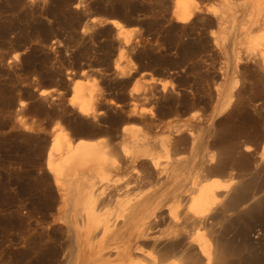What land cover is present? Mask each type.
<instances>
[{
  "label": "bare ground",
  "instance_id": "obj_1",
  "mask_svg": "<svg viewBox=\"0 0 264 264\" xmlns=\"http://www.w3.org/2000/svg\"><path fill=\"white\" fill-rule=\"evenodd\" d=\"M166 3L167 23L194 42L170 46L141 29L130 45L111 20L123 37L117 101L105 75L85 72L39 92L51 138L32 171L1 166L0 260L264 264V128L245 135L232 122L247 83L250 104L264 110V0ZM131 46L135 63L123 65ZM26 105L13 131L45 133L43 120L22 116ZM69 110L94 138L61 122Z\"/></svg>",
  "mask_w": 264,
  "mask_h": 264
},
{
  "label": "rangeland",
  "instance_id": "obj_2",
  "mask_svg": "<svg viewBox=\"0 0 264 264\" xmlns=\"http://www.w3.org/2000/svg\"><path fill=\"white\" fill-rule=\"evenodd\" d=\"M168 9L166 0H0V171L1 166L9 170L21 166L23 171H32L35 150L48 147L53 124L38 114L41 90L61 88L68 77L79 79L85 72L90 77L105 75L107 83L114 84L111 92L117 101L124 87L119 84L114 64L119 59L123 37L117 35L111 20H119L129 32L130 45L141 29H152L162 43L170 46L178 40L193 43L194 36L167 23ZM132 47L123 65L128 60L135 63L136 51ZM220 63L223 65V61ZM246 88V105L232 122L241 133L253 135L264 128V110L256 111L250 104L249 83ZM262 88L258 86L254 94L258 95ZM21 103L27 104L22 116L43 120L45 133L24 137L13 131ZM61 122L76 138H94L83 118L73 110ZM100 127L105 129L106 125ZM6 157L16 160L7 161ZM0 264H9L7 258Z\"/></svg>",
  "mask_w": 264,
  "mask_h": 264
}]
</instances>
